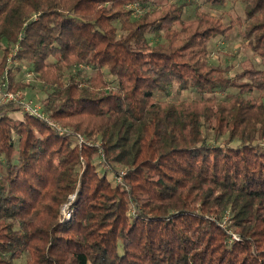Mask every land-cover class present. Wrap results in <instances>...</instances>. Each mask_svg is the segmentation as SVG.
<instances>
[{
	"label": "trees",
	"instance_id": "1",
	"mask_svg": "<svg viewBox=\"0 0 264 264\" xmlns=\"http://www.w3.org/2000/svg\"><path fill=\"white\" fill-rule=\"evenodd\" d=\"M241 2L247 45L264 61V0ZM184 11L155 0H0V86L23 88L14 70L27 63L48 117L74 129L0 101V264L26 251L23 264H264V119L247 116L252 84L239 82L264 89V72L230 77L209 63V40L230 26ZM81 65L93 76L77 80ZM173 86L196 97L156 99ZM216 104L211 142L202 118ZM80 130L100 148L77 142ZM99 152L110 170L98 171Z\"/></svg>",
	"mask_w": 264,
	"mask_h": 264
},
{
	"label": "rangeland",
	"instance_id": "2",
	"mask_svg": "<svg viewBox=\"0 0 264 264\" xmlns=\"http://www.w3.org/2000/svg\"><path fill=\"white\" fill-rule=\"evenodd\" d=\"M156 3L159 5L163 2L170 1L171 3H174L176 5H181L183 7L184 11V19L186 21H192L197 20L198 18H204L211 21H216L217 23H221L224 27L230 26L228 30H225L224 33H218L217 35H214L211 37V39L208 42V54L206 56V59L209 63H212L214 65H221L223 67H226L228 70V76L230 77H237V72L242 70L243 68L249 67V66H255L256 68L260 69V71L264 72V61L261 60V57L256 54L254 51H252L248 45L247 40L244 36V29L246 28L247 21L245 19V12L243 10V3L241 0H227L224 4H208L204 3L202 0H155ZM154 4V3H153ZM152 4V5H153ZM136 10V16L140 15L145 8L141 6H133ZM135 13V12H134ZM234 22V24L232 23ZM178 25V23L176 24ZM2 26H0L1 30ZM150 37L154 40H158L161 42H165V33L162 32L159 36H156L155 33H149ZM5 38H2V45L4 44ZM3 56V50L0 47V59ZM11 60H9L8 65H10ZM18 68H15V78L19 82H23L24 86L21 89H17L15 92H20L19 94L22 98V100H25L26 102H29L33 105L39 106L40 110L44 113V115L49 118L47 113L44 111V105L41 102L42 96H43V83L36 79L33 67L29 66L27 63H16ZM82 71L77 74L78 69H74V73H76L75 78L77 77V80L81 78V76H93L92 70L89 68L83 67V65L80 66ZM48 74V72H47ZM71 79V75L67 74L64 76L63 81L68 82ZM239 82L246 83V84H252L250 90H247L245 95L246 100L250 103L254 104V107L251 108L250 114L247 116H262L264 119V89L254 84V82H258L253 78H246L242 77L239 79ZM254 85V86H253ZM249 86V85H248ZM12 91V90H11ZM236 88H232L229 92H216L214 94L215 98L217 100H224L229 99L232 92H236ZM6 92H10V90H6L5 86H0V101L3 102V94ZM17 94V93H16ZM156 99L160 100H166V101H180L182 99H188L191 100L196 95L192 91L184 90L180 91L176 86H173L170 89L169 94L164 93H157L155 95ZM198 97V96H197ZM226 101V100H225ZM17 103V102H16ZM19 103V102H18ZM224 104H229L227 102H224ZM220 104H216L213 106L212 111L209 112L211 115L212 112L214 114L206 118H202V121L204 122V125L202 127V133L208 140L211 142L216 139L214 136V132L216 130L215 126L218 123V111H220ZM199 108L202 110V104L199 105ZM208 111V110H207ZM235 112V109L233 110ZM233 112V113H234ZM46 113V114H45ZM206 113V111H205ZM15 116L19 117L22 116V113H17ZM50 119V118H49ZM53 122L54 119H50ZM83 125L81 127H87L88 130H94L95 121L93 119L83 120ZM62 128L63 132H71L74 131L72 125H62L58 123ZM228 134V133H227ZM94 137H88L86 136L81 130L75 133V139L76 141H80L82 144L86 146L91 147H99L101 144L99 143V135H92ZM81 138H83L81 140ZM227 138V135H221L219 138H217V141H221L223 139ZM264 141V138L262 139ZM93 160L97 166V169L99 172L103 171V169L110 170V166L107 164L106 160L103 158L102 153H97L93 155ZM119 167V165H118ZM111 173V172H110ZM111 179L115 177V175L109 176ZM120 176H117L116 182H121L122 179H119ZM74 196V194L70 195ZM70 198V197H69ZM73 199V198H72ZM64 205V204H63ZM61 206V209L63 207ZM64 210V209H63ZM63 212V211H62ZM231 216L232 214L228 211L224 213V220L228 225L232 224L231 222ZM235 227H231V230L234 231ZM28 252H24L23 255L20 258H17L15 261V264H23L25 262V259L28 257Z\"/></svg>",
	"mask_w": 264,
	"mask_h": 264
},
{
	"label": "built area",
	"instance_id": "3",
	"mask_svg": "<svg viewBox=\"0 0 264 264\" xmlns=\"http://www.w3.org/2000/svg\"><path fill=\"white\" fill-rule=\"evenodd\" d=\"M19 94H21V93L20 92H15V91L6 92V93L3 94V100L2 101L3 102H6V101H14V102H17V103L19 102V104L21 105L22 110L24 112L36 114V115H38V116H40L42 118H46L51 125L56 126L60 132H63V128L61 126L56 125L55 122H53L52 120H50L49 118H47L44 115V113L42 112V110H40V107L39 106L33 105V104L29 103V102H26L25 100H22V98H21V96ZM82 139L83 138H81V140ZM119 179H121V176L119 177ZM72 198H74V196L73 197L70 196V198H69L70 201L72 200ZM70 201L67 202V203H65L63 205L62 209H61V215L62 216L65 215L68 218L70 217V211H69V209H70V207H69ZM222 224H223V226L225 228H229V227H227V223L224 220V217L222 219ZM229 232H230V234H232V239H238L239 238L238 235L236 233H234L231 229H229Z\"/></svg>",
	"mask_w": 264,
	"mask_h": 264
}]
</instances>
